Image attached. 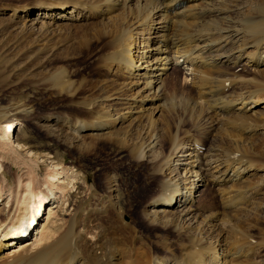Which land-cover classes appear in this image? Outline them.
<instances>
[{"label": "bare ground", "instance_id": "obj_1", "mask_svg": "<svg viewBox=\"0 0 264 264\" xmlns=\"http://www.w3.org/2000/svg\"><path fill=\"white\" fill-rule=\"evenodd\" d=\"M255 2L46 0L34 4L40 7L38 12L49 13L45 16L55 18L53 24L62 20L72 25H92L99 40H104L101 62L105 68L107 66L111 77L106 84H113L111 93H102L88 103L83 102L95 115L91 122L60 115L53 118L47 115L45 119H52L59 127L68 129L76 143L85 138L94 141L118 138L124 134L108 129L123 122L127 132L146 125L140 139L135 138L129 147L130 156L148 166L146 174L150 180L145 182L146 186L152 181L155 186V191L144 199L140 217L149 226L162 229L171 226L175 237L170 241L163 237L162 241L154 239L148 243L143 240L146 244H141L142 241L136 244L114 227L102 229L104 226L101 228L100 224L107 218L108 208L113 209L118 203L115 184L106 179L103 200L107 206L89 209L86 219L85 216L80 220L73 218L63 227L49 220L51 224L43 225V232L35 243L22 242L12 247L24 240L17 238L37 221L46 204L42 206V192L33 191L27 182L15 194L11 209L6 214L0 212V251L3 252L0 264H264V258L259 256L264 250V229L256 221L260 217L264 220V173L263 177L258 175V171H264V164L249 163L230 152L227 154L211 142L202 150L198 136L197 140L190 134H178L182 125L181 120L174 121L179 106L173 96L177 82L169 72L190 67L184 79L190 76V85L199 93L196 102L199 104L203 100L208 107L206 112L211 113L209 117H214L215 122L210 121L206 129L208 137L218 120L221 123L227 120L243 129L250 127L248 131L253 134L264 130V83L256 77V73L264 74V1ZM26 11L24 8L20 13L27 15ZM10 12L17 14L14 9ZM45 23L50 25V22ZM154 24L157 25L155 30L152 29ZM138 32L142 38L137 37L134 47L132 39ZM170 79L176 82V87H169ZM250 86L255 90L249 89ZM57 87L69 94L72 84L65 79ZM227 87L233 89L222 92ZM128 89L131 93L124 95ZM148 99L159 102L152 109L153 114L159 112L160 119L152 116V111L148 115L146 106H142ZM195 100L193 105L197 104ZM182 102L183 105L189 101L183 99ZM198 109L201 111V107ZM183 110L181 106L179 111L184 113ZM12 112L10 115L25 117L30 114L31 107L15 102ZM10 115L0 113L2 135L9 139L14 136L18 121ZM193 126V131L201 130L199 123ZM148 130L150 132L142 136ZM65 132L68 135V131ZM229 137V140L234 139L231 134ZM207 182L214 186L219 203L215 212L201 216L198 197L200 187ZM17 183L22 184L21 181ZM19 186L17 184L16 189ZM252 227L261 231L257 239L247 231ZM20 228L24 230L21 232Z\"/></svg>", "mask_w": 264, "mask_h": 264}, {"label": "rangeland", "instance_id": "obj_2", "mask_svg": "<svg viewBox=\"0 0 264 264\" xmlns=\"http://www.w3.org/2000/svg\"><path fill=\"white\" fill-rule=\"evenodd\" d=\"M44 1L46 0H0V113L8 116L13 114L12 104L15 102H21L31 107L30 114L25 117L10 115L18 118L14 136H10V139L8 137L6 139L2 135V126L0 125V212L6 214L11 209L15 194L18 191L20 192L22 186L24 187V183L27 182H30L33 191L40 190L42 192V206L46 202V206L44 205L45 210L43 209L41 212L38 223L32 229V225L28 227V231L31 229L29 235L23 241H17L18 245L13 244L12 247L16 248L22 242L23 244L27 242L35 243L36 238L43 232L41 228L44 224H49V220L54 225L56 223V225L63 227L73 218L80 220L83 217L81 219H84L86 211L89 209L94 210V208L101 207L104 204V206H107L108 203L103 200L106 179L115 184L118 203L115 208H108L107 218L100 224L101 228L104 226L102 229L114 227L113 229L119 230L122 235L124 234L123 236L128 240L132 239L136 244L141 241V244H146L143 240L149 243V240L155 239L158 242L165 237L164 240H172L175 233L170 231L169 227L171 226H168V229L149 226L140 217L143 211L144 199L155 191V186L154 181L146 186L145 182L150 180L146 174L148 166L144 161L134 160L129 154V147L134 144L135 138L140 139L142 129H145L146 125L127 132L123 122L122 125H113L108 130L114 133L120 131V135L123 133L126 134L125 136L121 135L118 138L113 137L114 139L98 141L85 138L83 142L76 143L74 138L70 137L72 133L69 134L68 129L59 127L52 119L49 121L45 119L47 115L50 118L60 115L69 117L72 120L91 122L93 120L91 117L94 118L95 115L87 109L83 102L88 103L91 99L98 98L102 93H111L113 84L110 85L111 89L106 84L111 80V77L106 70L107 66L105 68V64L101 62L104 40H99V34L93 31L92 25H78V23L72 25L62 20V22L58 20L57 23L53 24L55 18L52 16L51 18L46 17L45 14L49 13L38 12L40 7L34 5ZM255 1L257 3L261 1L262 3L264 0ZM24 8L28 11L27 15L24 12L20 13V10ZM11 9L16 10L17 14L12 15ZM237 16L240 15L237 14L236 18H238ZM45 22H50V25ZM156 26L152 29L155 30ZM139 32L132 39L134 40V47L138 40L137 37L142 38L139 36L141 35ZM153 34L155 33H149V35ZM190 71L189 66H186V68L180 67L176 71L169 70L170 77L174 76L173 79L177 82H175L176 87L174 80L171 81L170 79L168 81L169 87L172 85L176 87L173 96L179 107L174 115V121L177 123L178 120H181L182 125V130L177 133L180 135L185 134L184 136L190 134L195 136L196 139L198 136L204 150L211 142L219 150L221 149L226 153L230 152V155L246 159L249 163L257 164L259 162L258 165L264 164V133H261L264 130L253 134V132L248 131L250 127L243 129V126H237L227 120H223L222 123L221 120H218L211 127L209 137L207 136V126L212 123L210 121H214V117H209L211 113L206 112L208 107L203 103V100L199 103L200 105L196 102L195 98L198 99L199 95L197 96V94L199 93L190 85V76L187 77L188 79H184V75H188ZM58 72L59 74H57ZM247 73L250 74L251 72ZM256 75L264 83V74L256 73ZM59 78L71 81L72 88L69 94L57 87V84L61 82V80L58 81ZM57 81L58 83H56ZM105 84L108 86L107 89H105L106 86L103 87ZM253 88L252 86L249 87V89L255 90ZM232 89V87H227L222 92L228 93ZM130 93L131 90L128 89L123 94L129 95ZM183 99L184 102L189 101L186 104L184 103V110ZM194 100L197 103L196 105H193ZM104 102L108 103V101ZM150 102L154 104H149ZM158 103L156 99L152 101L148 99L142 102V106H146L145 108L149 111L148 113L146 110L148 115L152 111L151 115L160 119L159 112L153 114L155 112L152 109ZM149 106L150 108H148ZM181 106L184 113L179 111ZM197 107H201V111ZM206 116L207 118H205ZM194 123H199L201 135L199 132L193 131ZM66 130L68 135H65ZM229 134L234 139L229 140ZM7 141L11 144L9 145ZM245 141L249 143L246 142L245 144ZM238 142L242 144V148ZM189 143L191 141H188ZM234 144L237 146L236 149ZM248 144L250 151H247L249 150ZM9 147L11 150L8 149ZM164 148L167 147L164 146ZM51 173L53 178H51ZM258 173L263 177V170L258 171ZM260 176L259 179H261ZM18 181L22 183L20 186L17 183ZM60 181L61 183H59ZM17 184L19 189H16ZM49 188L53 191V195L50 194ZM200 189L198 208L201 209V216L215 212L219 198L214 186L207 182ZM256 221L264 229V220L260 217ZM125 222L128 224L123 225ZM86 226L88 225L86 224ZM256 229L258 228L252 227L247 231H250L249 233L257 239L260 236L258 233H261V231ZM23 230L20 228L19 231L22 232ZM262 235L264 237V232ZM20 236L22 238L23 233ZM5 249L2 248L1 250L4 251ZM0 253L3 252L0 251ZM259 253L260 258L263 259L264 250Z\"/></svg>", "mask_w": 264, "mask_h": 264}]
</instances>
